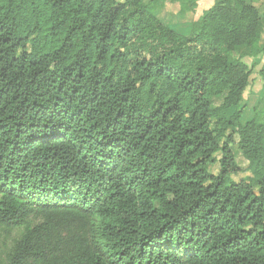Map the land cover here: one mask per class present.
<instances>
[{"label":"trees","instance_id":"obj_1","mask_svg":"<svg viewBox=\"0 0 264 264\" xmlns=\"http://www.w3.org/2000/svg\"><path fill=\"white\" fill-rule=\"evenodd\" d=\"M166 3L0 0V264H264V20Z\"/></svg>","mask_w":264,"mask_h":264},{"label":"rangeland","instance_id":"obj_2","mask_svg":"<svg viewBox=\"0 0 264 264\" xmlns=\"http://www.w3.org/2000/svg\"><path fill=\"white\" fill-rule=\"evenodd\" d=\"M174 17V14L168 13L167 15H164L163 19H165L166 22L167 20L168 22H173ZM246 61L252 68V74L250 76L248 87L244 92V99L242 103L244 113L242 116V123L252 118L254 110L264 111V61H261L258 64L250 63L248 60ZM236 161L241 168H245L247 166L246 161H244L239 154L236 155ZM211 171L213 173L217 172L216 169L213 168H211ZM18 237L19 230L13 231L10 235H6L0 231V256L8 250L12 241Z\"/></svg>","mask_w":264,"mask_h":264},{"label":"crops","instance_id":"obj_3","mask_svg":"<svg viewBox=\"0 0 264 264\" xmlns=\"http://www.w3.org/2000/svg\"><path fill=\"white\" fill-rule=\"evenodd\" d=\"M216 0H197L196 8L194 11L187 12L185 14H179L180 5L178 3L170 4L166 3L164 6V9L161 12V20L163 22H166L165 19H163L164 15H167L168 13L174 14L173 22H167L169 26L171 27H180V28H188L189 25L192 22L197 21L207 10H209L215 3ZM249 3L256 7L259 11L260 17L264 20V0H249ZM172 11V12H169ZM174 23V24H172ZM260 44L264 46V25H263V31L260 35ZM248 60L250 63H260L261 61H264V53L256 56V57H246L243 59V62L250 67V64L247 63ZM256 65V64H255ZM251 68V67H250ZM252 69V68H251ZM261 73V72H260ZM248 87V86H247ZM244 98V96H243Z\"/></svg>","mask_w":264,"mask_h":264}]
</instances>
